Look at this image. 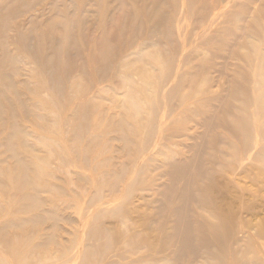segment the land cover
Listing matches in <instances>:
<instances>
[{"label": "rangeland", "instance_id": "obj_1", "mask_svg": "<svg viewBox=\"0 0 264 264\" xmlns=\"http://www.w3.org/2000/svg\"><path fill=\"white\" fill-rule=\"evenodd\" d=\"M263 62L264 0H0V170L15 165L12 123L19 156L49 170L30 188L35 210L0 191V221L42 215L26 224V251L6 228L0 264H33L41 243L42 264H264V162L209 169V152L258 131ZM202 136L213 207L187 205L193 238L181 244L172 200L186 180L169 165Z\"/></svg>", "mask_w": 264, "mask_h": 264}, {"label": "bare ground", "instance_id": "obj_2", "mask_svg": "<svg viewBox=\"0 0 264 264\" xmlns=\"http://www.w3.org/2000/svg\"><path fill=\"white\" fill-rule=\"evenodd\" d=\"M247 77V76H246ZM245 77V78H246ZM259 85L258 87L253 90L255 97L254 103L259 110V113L256 112V117L261 118V122L258 124V131H253L250 137L244 144V147L238 146L231 149V153L224 152L221 148L214 149L212 152H209V162L211 164V171H216L220 173V169L215 166V162H224L228 158L232 157L233 159L229 160L228 164L232 167H236L237 165H241L243 161L247 162H264V62L261 66L259 75ZM249 91L250 87L247 84ZM1 94H4V91H0V98L2 97ZM4 112V108H0V115ZM14 117V113H12V118ZM209 122L204 121V127L208 126ZM231 126V124H230ZM131 132L124 134L123 143L125 146H129L132 144V140L129 138ZM21 137V131L19 127L12 123V131L10 132L7 141H6V148L10 152L11 157L15 161V165L12 171L4 172L0 170V191L3 194L16 192L18 195V200L15 202V206L26 212L27 210H35L31 209L37 207L36 196L30 193V188L33 183L36 182V179L43 178L42 172L46 171L49 173V170L45 166L48 160L40 159L39 163L37 164L35 161L34 172H32L31 165L32 162L26 158L22 159L19 156V151L17 150L15 144H18V139ZM200 141L197 142V146L194 144L192 150L194 151V156L187 160H180L174 161L170 163V173L171 177L175 182H178L181 179H184L182 185L186 186L185 190L179 189V194L174 198L172 201L175 203L173 208V215L175 217V235L177 236L179 242L181 244H189L192 241L193 235L190 233V225L191 220L187 217V205L191 203H199L203 204L206 207H213L211 201V192L216 190L215 184L212 182L211 178L209 177V171L207 168L206 161L201 157V153L203 151H207V141L204 139L205 136L200 137ZM219 140L227 145H230V142L220 139ZM50 148H57L56 141H52L49 143ZM73 146V152L78 153L79 155H84L81 149L76 148ZM59 149V148H58ZM60 150V149H59ZM55 152V151H53ZM235 152V153H234ZM60 155V156H59ZM65 155L63 153H59L58 157L60 158L61 162H65ZM67 157V155H66ZM234 160V161H233ZM236 162V163H235ZM98 163V162H97ZM63 166V165H62ZM46 173V174H47ZM51 174V172H50ZM37 175V176H36ZM36 176V177H35ZM53 176V175H52ZM31 179H33L31 181ZM194 179L196 181L197 186V193H191L188 190V187L191 185V180ZM202 181L203 184L199 185ZM198 182V184H197ZM177 186L173 183L170 186V193L167 195V199L171 197V193L175 192ZM200 191H199V190ZM42 215L40 213H35L30 218L24 219L23 217L19 219H6L4 221H0V240L8 239L7 236V229H17L20 235L25 236V246H20L24 251L30 245V240L26 239L29 236L27 233V226L26 224L33 225L40 221ZM37 225V224H36ZM34 225V226H36ZM24 228V229H23ZM33 228V227H32ZM31 228V230H32ZM182 229L184 230L183 233H178L177 230ZM51 238V237H50ZM49 238V239H50ZM225 238V234H218L214 233L212 235V240L216 242H220ZM27 241V244H26ZM6 247L11 251H15L17 248L16 243L10 242L9 240H5ZM38 245V244H37ZM44 250V245L41 243L38 245V249L34 251L31 257V263L33 264H42L45 263V259H43L41 253ZM24 259H21L20 262H24L26 257L21 256ZM221 264V263H220Z\"/></svg>", "mask_w": 264, "mask_h": 264}]
</instances>
